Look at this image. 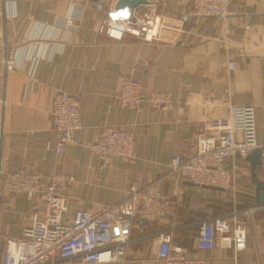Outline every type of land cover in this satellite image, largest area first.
<instances>
[{
    "label": "crops",
    "instance_id": "crops-1",
    "mask_svg": "<svg viewBox=\"0 0 264 264\" xmlns=\"http://www.w3.org/2000/svg\"><path fill=\"white\" fill-rule=\"evenodd\" d=\"M99 1L106 4L104 12L96 9ZM150 1L137 16L157 11L163 21L158 38L127 34L116 41L98 33L102 18L115 12L111 0H0V36L16 64L0 73V231L21 234L34 209L28 197L3 191L10 172H37L44 184L54 173L72 175L74 181L62 189L66 221L78 210L96 213L121 203L132 187L157 183L168 198L164 215L136 219L126 252L115 264H163L158 236L166 232L174 246L209 264H264V209L251 218L241 216L248 221L244 251L197 247L204 221L264 206L256 204L250 161L228 160L237 173L229 189L199 188L171 166L176 154H197L207 121L224 116L229 105L256 108L258 138L264 142V0H233L229 21L196 17L192 0ZM69 15L77 24L70 33L61 32L70 34L69 41L53 43L44 36ZM126 77L139 81L146 93H172L176 108L152 109L146 101L137 111L123 108L118 87ZM59 91L80 99L83 122L79 143L66 146L62 155L56 152L59 133L52 122ZM104 126L135 134L134 159L105 161L92 153L90 145ZM257 176L264 181L261 166Z\"/></svg>",
    "mask_w": 264,
    "mask_h": 264
},
{
    "label": "built area",
    "instance_id": "built-area-1",
    "mask_svg": "<svg viewBox=\"0 0 264 264\" xmlns=\"http://www.w3.org/2000/svg\"><path fill=\"white\" fill-rule=\"evenodd\" d=\"M118 0H111L115 7ZM233 0H192L196 17L215 16L229 21ZM98 11L104 12L106 4L99 1ZM135 20L126 10L104 16L98 33L109 39L122 41L131 34L147 41L159 36L163 26L157 11L152 8ZM77 27L72 15L64 17L54 27H49L53 43L69 41L70 34L61 32ZM47 28L45 29V31ZM64 44L60 45L62 49ZM12 57L5 58L4 39L0 36V73L15 68ZM34 64L29 70L32 75ZM230 69L236 63L229 61ZM118 99L123 108L137 111L146 101L152 109L173 111L176 100L165 91L145 92L142 84L132 78H123L118 87ZM207 99V97H205ZM52 122L59 133L56 146L62 155L68 145H77V133L83 128L82 105L78 97L59 91L53 99ZM205 132L198 140L196 155H174L171 166L178 174L199 188L218 187L229 189L234 185L237 173L228 168V160L236 156L246 159L251 149L261 151V167L264 177V142L258 138L257 111L252 105H229L224 116L207 121ZM94 155L105 160L130 161L136 157V139L132 131L116 126H104L90 145ZM70 174L54 173L51 182L44 184L42 176L33 171L18 170L7 173L2 182L3 191L9 195H24L34 203L29 213V224L19 235L0 231V264H115L126 252L131 241L136 219H157L164 215L168 198L157 183L144 189L132 187L121 203L91 213L76 211L71 221H66L67 202L62 189L74 181ZM263 207V208H262ZM261 207H252L230 216L208 219L200 226L197 247L211 250L216 245L234 247L238 251L247 248L248 221ZM158 257L163 264H209L203 257H189L184 247L174 246L169 232L158 236Z\"/></svg>",
    "mask_w": 264,
    "mask_h": 264
},
{
    "label": "water",
    "instance_id": "water-1",
    "mask_svg": "<svg viewBox=\"0 0 264 264\" xmlns=\"http://www.w3.org/2000/svg\"><path fill=\"white\" fill-rule=\"evenodd\" d=\"M153 2L150 0H118L114 9L115 11L126 10L129 11L132 20L134 19L135 12L141 6L151 5ZM5 58H8V48L6 42H4ZM4 73H7L5 67ZM247 160L251 163L253 182L256 185V204L264 205V181H261L257 176V171L261 166V151L258 148L251 149L248 153ZM1 181H2V169L0 164V197H1Z\"/></svg>",
    "mask_w": 264,
    "mask_h": 264
}]
</instances>
